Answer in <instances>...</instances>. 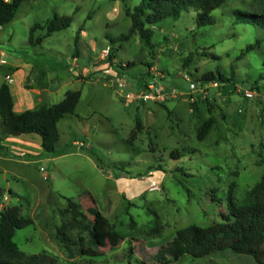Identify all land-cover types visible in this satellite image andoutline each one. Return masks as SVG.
<instances>
[{
  "label": "rangeland",
  "instance_id": "1",
  "mask_svg": "<svg viewBox=\"0 0 264 264\" xmlns=\"http://www.w3.org/2000/svg\"><path fill=\"white\" fill-rule=\"evenodd\" d=\"M140 1L27 0L0 27V85L6 76L16 91L27 81L36 107L60 102L68 90L82 93L75 113L58 124L54 162L40 141L24 145L27 153L1 143L0 213L19 206L33 219L14 237L25 256L46 252L57 264H158L140 254L139 242L152 254L182 228L221 221L230 194L246 201L264 175V31L235 16L251 0H228L212 12L213 25L198 27L193 10L167 19L154 26L153 47L139 35L119 38L132 24L126 7ZM56 13L71 16V26L30 46V27ZM251 44L255 50L241 56ZM218 71L233 75L232 82L202 80ZM210 118L211 130L199 139ZM86 187L99 195L82 201L85 221L94 219L89 208L100 210L117 243L94 246L73 218L66 197L78 201ZM88 247L103 254L82 256ZM172 264L256 263L224 251Z\"/></svg>",
  "mask_w": 264,
  "mask_h": 264
},
{
  "label": "trees",
  "instance_id": "2",
  "mask_svg": "<svg viewBox=\"0 0 264 264\" xmlns=\"http://www.w3.org/2000/svg\"><path fill=\"white\" fill-rule=\"evenodd\" d=\"M27 0H0V27L10 23L16 16L20 6ZM126 2L127 0H120ZM228 0H141L133 9L126 7V15L131 18L129 32L119 36L122 40H129L133 35H139L149 46L153 47L154 26L167 19L178 20L184 12L193 10L198 27L216 23L212 12L223 6ZM237 23L248 24L264 31V0H251L249 10H236ZM72 17L54 14L45 23H35L30 27L28 44L40 45L46 37L57 31L71 26ZM45 30L44 35L36 36V32ZM82 28L78 32L75 43L77 45ZM116 42V39H111ZM257 45H249L241 51V56L255 50ZM110 59L116 56V50L111 47ZM242 58V57H239ZM132 64V63H131ZM264 72V60L262 62ZM264 76V73L263 75ZM233 77V75H232ZM232 77L218 71L208 72L202 77L203 81L232 82ZM264 78V77H263ZM80 90H68L64 98L55 104H40L23 112L14 110V100L10 86L3 82L0 86V146L8 137L21 135H38L44 152L56 154L60 140L59 122L68 114H74L81 99ZM214 124V119L206 120L199 129L198 138L203 139ZM141 127L140 120L133 130V136ZM179 156V151H175ZM93 202L90 193L84 195L83 200ZM73 218L82 223L89 232L94 246L107 241L117 243L119 234L113 230L109 220L95 207L87 211L94 216L92 221H85L87 217L82 211V202L66 197ZM228 210L222 214V220L202 227L190 225L178 230L175 236L150 254L144 242H139V252L147 261L158 264H172L185 257L204 259L206 257L231 251L237 254L251 256L256 264H264V175L249 191L246 201L239 203L232 193L228 197ZM33 223V219L24 216L19 206H12L0 213V264H57L56 258L46 252L25 256L20 250L14 237L19 229ZM82 256L97 257L103 252L92 247L81 250ZM70 264H91L75 261Z\"/></svg>",
  "mask_w": 264,
  "mask_h": 264
},
{
  "label": "crops",
  "instance_id": "3",
  "mask_svg": "<svg viewBox=\"0 0 264 264\" xmlns=\"http://www.w3.org/2000/svg\"><path fill=\"white\" fill-rule=\"evenodd\" d=\"M7 75V74H6ZM4 82H7L10 86V89H11V93H12V96H13V100H14V110L16 112H23L25 110H28V109H33L36 107L37 104L34 105V102L33 100H30L28 97H29V84L27 83V81H21L18 83V87H16V91H13V86L10 82V80L5 76V80ZM1 86V85H0ZM30 140H33V141H40V144H41V138L38 136V135H21V136H11V137H8L6 138L4 141H3V145H11V147H15V150L19 153H27L24 149H23V146L26 145V144H29ZM39 143V142H38ZM1 155V153H0ZM59 155L58 153V149H57V152L56 154H54L53 157H51L52 159V162H54V160L56 159V156ZM0 158H2L3 160V156H0ZM55 164H54V168H55ZM53 168V169H54ZM52 179V178H51ZM53 184V182H52ZM53 187H54V184H53ZM84 191L78 193V199L79 201H83V198H84V195H86L87 193H90L92 198L94 199L93 202H95V196L97 197V195L99 194H94L93 190L91 188H85L83 189ZM59 191V190H57Z\"/></svg>",
  "mask_w": 264,
  "mask_h": 264
},
{
  "label": "built area",
  "instance_id": "4",
  "mask_svg": "<svg viewBox=\"0 0 264 264\" xmlns=\"http://www.w3.org/2000/svg\"><path fill=\"white\" fill-rule=\"evenodd\" d=\"M0 61H1V59H0ZM201 85H202V83H200ZM218 84H219V82L218 81H212L211 82V85H214V86H218ZM190 88L192 89V90H196V89H198L199 87H198V83L197 82H195V81H193V82H191L190 83ZM247 96L248 97H250V98H252V97H254L257 93L256 92H253V91H247ZM149 95H147V97H148Z\"/></svg>",
  "mask_w": 264,
  "mask_h": 264
}]
</instances>
